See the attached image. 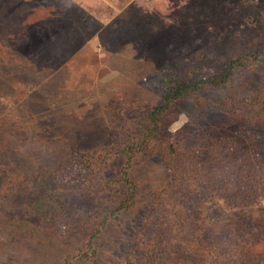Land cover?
<instances>
[{
  "label": "rangeland",
  "instance_id": "obj_1",
  "mask_svg": "<svg viewBox=\"0 0 264 264\" xmlns=\"http://www.w3.org/2000/svg\"><path fill=\"white\" fill-rule=\"evenodd\" d=\"M147 259L264 264V0H0V264Z\"/></svg>",
  "mask_w": 264,
  "mask_h": 264
},
{
  "label": "trees",
  "instance_id": "obj_2",
  "mask_svg": "<svg viewBox=\"0 0 264 264\" xmlns=\"http://www.w3.org/2000/svg\"><path fill=\"white\" fill-rule=\"evenodd\" d=\"M240 61L239 60H231L230 64H233V65H237L239 64ZM218 81L215 80V83L216 82H222L225 80L224 77H220L219 79H217ZM168 83H167V92L165 94V105H169L171 103V101L173 99H178V98H181V97H187V93L188 91L190 90V87L189 85H187L186 83L184 84H179L175 81H173L172 79L168 78L166 80ZM197 88V87H196ZM161 109H163V107H153L148 115V118H151V120H146V123L145 124H142L141 127L139 128V130L141 131V140L139 142V145L140 146H143L147 143V141L145 140L146 137L149 136V134H154L156 132V130L159 128L157 127L158 124L160 123V118H159V113L161 111ZM146 136V137H145ZM149 140V139H148ZM137 143H133L132 145H135ZM131 145V149H128L127 150V153L130 155L131 153V150L134 151V146ZM168 145V144H167ZM124 181L128 182V178L126 176V172H124ZM129 183V182H128ZM131 184H129L130 186ZM128 186V187H129ZM131 195H133V192H131ZM173 206H170V207H167L166 208V211L164 209H162V212H165V214H168V212L172 209ZM163 220H165L163 217H161ZM162 225H164L163 223H161ZM162 227H165V229L168 231L169 230V226H162ZM169 232L171 233V231L169 230ZM153 259V258H152ZM147 264H151V259H147Z\"/></svg>",
  "mask_w": 264,
  "mask_h": 264
}]
</instances>
